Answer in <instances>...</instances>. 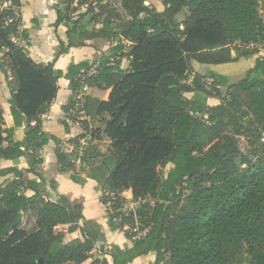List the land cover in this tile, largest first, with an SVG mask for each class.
<instances>
[{"label":"trees","instance_id":"16d2710c","mask_svg":"<svg viewBox=\"0 0 264 264\" xmlns=\"http://www.w3.org/2000/svg\"><path fill=\"white\" fill-rule=\"evenodd\" d=\"M58 1L54 26L68 27L69 44L60 41L56 58L44 64L27 49L22 0H0V58L11 74L0 67L14 85L13 128L4 127L0 109V158L28 156L27 171L33 172L36 151L50 140L61 143L42 130L41 116L57 98L59 80L68 79L74 97L63 110L83 118L72 142L88 134L91 141L110 140L111 154L87 147L82 161L99 156L109 169L101 193L108 225L124 231L133 246L102 244L110 258H96L93 250L104 234L97 221L86 219L84 205L62 194L51 200L43 176L27 178L10 167L0 170L12 175L0 186V264H130L149 252L155 259L147 264H264V0H162L163 11L146 0H95L88 10L98 11L89 21L102 20L97 36L113 43L66 71L56 61L91 37L82 15L73 14L93 0ZM241 58H255V65L236 83L213 71L193 73V60ZM187 92L197 94L189 99ZM209 96L220 103L209 105ZM89 120L104 126L91 127ZM24 124V139L15 140V129ZM56 155L63 171L74 172V152L59 146ZM128 200L137 206L127 213ZM28 211L36 212L33 232L21 228ZM75 231L80 234L69 236ZM138 232L144 235L136 237Z\"/></svg>","mask_w":264,"mask_h":264},{"label":"crops","instance_id":"0c3cea01","mask_svg":"<svg viewBox=\"0 0 264 264\" xmlns=\"http://www.w3.org/2000/svg\"><path fill=\"white\" fill-rule=\"evenodd\" d=\"M48 16L49 15H47L44 18V24H42L43 25L42 27L40 25L41 29L40 31H38L37 35H40L43 38L42 42H43L44 50L50 47L54 49L52 54L53 56H51L47 60H43L41 59L39 52L35 53V55H31L35 61L44 64H47L56 58V54L60 51L58 47L61 46L60 41L65 42L66 45L69 44L68 33H67L68 27L65 24H61L58 27H54V22L57 19V10H56L55 20L52 21ZM102 26H103L102 20L98 22H90L85 27L86 32L91 36L90 39L83 40L86 46L81 48H77V47L70 48L68 53L61 55L59 59L56 61L57 68L66 71L70 64L78 63L82 60L93 61L96 57H98V55L102 51L107 50L112 45L113 40L110 38H103L97 36L98 30ZM245 60L246 58H241L237 62H229L223 64H203L196 60H193L192 66L194 68V72L204 74L209 71H213L218 74L226 75L230 79V83H236V81L233 79L238 75H241L239 64L245 62ZM251 68L247 69V71L245 70L246 72L245 73L243 72L240 77L243 76L245 77L247 72ZM0 74H2L3 78H5V75L7 73L4 70H1ZM58 83L60 87L58 96L50 104L46 113L41 116V120H42V130L45 133L52 134L58 137L61 140V143L58 145L53 140H50L48 144H46L42 149L36 151L37 162L33 166L34 167L33 172L27 171L29 168L28 156H23L21 158L14 160L0 158V170L10 167H19L25 172V176L27 178L38 179L39 176H36L34 173L40 174L41 176H43V178L46 181L48 196L51 200H57L59 198V195L62 194L68 197L73 203L84 205V216L86 217V219H93L97 221L101 226L102 232L104 234V240L102 241V244H104L106 247L112 244H116L124 250L126 248H131L133 246V241L126 236L124 231H122L121 229L111 230V228L109 227L108 225L109 206L103 204V202L101 201L102 186L110 174L109 169L104 164L102 165L98 163L88 164V162L82 161L84 152L78 150L81 149L82 147H83L82 149L84 150L87 148V145L85 144L87 143V139L91 140V136L90 134H88L78 144L72 142V140L80 132V124L78 120H74V118L73 119L71 118V114L65 113V111L63 110V106L66 105L74 96L70 88V81L68 79L61 78ZM60 92H61V96L58 100ZM83 93L90 94L91 89L85 88ZM82 94L77 96V99L82 97ZM199 94L204 95L203 93H199ZM11 95L12 92H10V95L6 100V102L0 104V109L3 110V116L6 117V119L4 120L5 122L4 127L10 129L14 127V121L11 113V104H10ZM214 100H215L214 96H209L208 104L214 106L220 103V101L219 103H216ZM75 108L72 109L71 113H76ZM79 119L81 120L83 118L79 117ZM33 125L35 124L33 123ZM90 126L93 127L94 125L90 124ZM24 137H25V124L21 127H17L13 135V138L15 140H23ZM94 141L97 143V141L100 142L102 140H94ZM59 146L66 152H74L75 155L77 156V158L75 159L74 172H67L61 169V164L58 162V158L56 155V149ZM94 148H97L104 153L101 147L95 146ZM30 151L31 152L33 151L32 146L30 148ZM72 173L78 174L84 180V182L83 183L76 182L72 177ZM11 178H12L11 174H8L6 176L0 175V186H4ZM28 212H25L23 214L21 228L27 230L28 232H33L37 228L28 230L25 227V214H27ZM33 213L35 217L36 212L33 211ZM80 224L82 225L83 221H81ZM105 257L110 258V256L107 254H105ZM96 258H100V257L98 256ZM154 258H155V252H149L147 254L136 257L130 264H145L148 263L149 261L154 260Z\"/></svg>","mask_w":264,"mask_h":264},{"label":"rangeland","instance_id":"374dc122","mask_svg":"<svg viewBox=\"0 0 264 264\" xmlns=\"http://www.w3.org/2000/svg\"><path fill=\"white\" fill-rule=\"evenodd\" d=\"M23 1V10H22V15H23V28L27 29L30 33V45L27 47L30 55H35V53L39 52V55L41 57V59L43 60H47L49 59L51 56H53V51L54 49H52L50 46V48L44 50L43 49V42H42V37L40 35H37L38 31H40V25L41 27L43 26L42 24H44V18L49 15L48 17L53 21L56 18V5L59 3L58 0H22ZM95 0L93 1H88L85 4H79L78 8L79 10L73 14L74 18H79L82 15V24L86 27L90 21L89 18L92 17L93 15H95L98 11V9L96 8V10H94V12L89 11L88 10V5L89 4H93ZM58 2V3H57ZM80 2V0H76L75 1V5H77ZM116 5H120L121 4V0H113L110 1ZM57 3V4H56ZM145 5L150 6V8H152L153 10L156 11H163L165 8V5L163 4L162 0H146L145 1ZM261 11L262 14L264 16V1L261 4ZM86 13V15H85ZM37 21V22H36ZM55 27V26H54ZM112 41V40H111ZM111 43V42H110ZM58 46V45H57ZM59 49H61V46H58ZM46 52H44V51ZM2 56V54H0V57ZM1 60H3V62H1ZM3 63L4 67L6 68L7 72L9 74H11V71L8 68V64L7 61L5 59L0 58V64ZM128 65V61L124 60L123 62V66L126 67ZM255 65V58H246L245 62H242L241 64H239V69L241 70V75L242 73L246 72L247 69L253 67ZM237 69V68H236ZM3 70L0 67V71ZM246 70V71H245ZM228 72V71H226ZM194 73V71H193ZM241 75H238L237 77H235L233 80H235L236 82L238 80H240L243 77H240ZM193 76V74L191 75ZM12 86L14 85H10L9 80L7 78V74L5 75V78H3L2 74H0V104H2L3 102L5 103L6 100L8 99L10 92H12ZM197 93H191V92H187L185 93V96L189 99H192L195 97ZM61 96V92L60 95L58 97V100ZM216 103H219L220 99L215 97L214 100ZM214 103V102H213ZM76 115L75 113H72V115ZM79 115V114H77ZM72 118V117H71ZM6 119V117H4V120ZM73 119V118H72ZM77 120V119H76ZM78 120L79 116H78ZM82 121V120H81ZM90 124L94 125V126H104V124L101 121H95V122H89ZM87 145V147H101V149L104 151V153L106 155L111 154V143L109 142L108 138H104L102 141L97 143L93 140H88L87 139V143L85 144ZM240 146H241V150L243 151V153L248 154V145L247 142L242 139L240 141ZM83 148V147H82ZM79 149L78 151H82L84 152V149ZM87 149V148H86ZM84 150V151H83ZM88 164H100L102 165L103 163L101 162V157H96V158H91L89 157L87 159ZM171 165H168L167 168H170ZM185 193H189V189L184 191ZM149 199L151 200V197H149ZM136 202L132 201V200H128L124 206H123V211L125 212H130L131 210H135L136 209ZM35 221V222H34ZM81 223V222H80ZM25 227L28 230L31 229H36V216L34 217V213L33 211H29L27 214H25ZM61 229H67V226H59L58 230ZM135 230H131L130 233H133ZM80 233L79 231H75L71 234H69V236H73L76 237L78 236ZM144 235V232H138V235L136 237H140ZM102 242H98L96 248L93 250V255L96 257H100L103 258L105 257L104 251L102 250ZM155 259V258H154ZM147 264V263H145Z\"/></svg>","mask_w":264,"mask_h":264},{"label":"built area","instance_id":"2783aa9c","mask_svg":"<svg viewBox=\"0 0 264 264\" xmlns=\"http://www.w3.org/2000/svg\"><path fill=\"white\" fill-rule=\"evenodd\" d=\"M79 100H81L82 99V97H80V98H78Z\"/></svg>","mask_w":264,"mask_h":264}]
</instances>
